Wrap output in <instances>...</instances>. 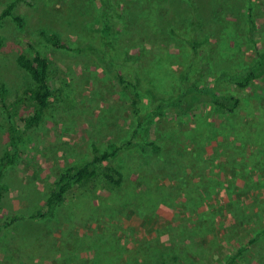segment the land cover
I'll use <instances>...</instances> for the list:
<instances>
[{
    "label": "rangeland",
    "instance_id": "374dc122",
    "mask_svg": "<svg viewBox=\"0 0 264 264\" xmlns=\"http://www.w3.org/2000/svg\"><path fill=\"white\" fill-rule=\"evenodd\" d=\"M108 1L120 13L121 21L113 22L103 40L99 38V30L104 28L100 0H0V15L13 2L12 14L24 21L22 28L10 19L0 23V92L5 91L3 101L0 97V159L13 152L8 145L5 111L15 113L18 124L20 117L33 110L24 94L29 77L17 66L16 57L36 52L43 55L50 64L54 92L43 121L24 137L14 164L3 173L0 220H15L1 229L0 264H225L241 249L238 264H264V76L247 89L232 83L220 87L242 101L235 114L218 117L200 106L174 120L166 101L171 100V90L186 88L182 72L170 73L161 65L166 81L160 84L151 70L159 63L153 61L161 49L182 62L183 68L188 66L187 61L183 64L182 38L191 36L185 21L197 0L166 2L160 7L162 16L155 28L148 26L143 13V7L153 6L151 0H126L130 2L127 15L120 10L124 0ZM248 5L255 18L258 44L264 49V0H233L229 8L239 15L234 31L240 50L233 60L217 65L212 75L203 69L206 79L201 83L215 84L217 71L241 69L256 58L242 16ZM198 6L205 17V32L219 40L222 23L208 18L212 9L208 5ZM165 7L172 12L166 15ZM229 8L227 18L233 19ZM42 32L56 34L59 43L71 50L47 44L40 38ZM99 40L109 42L102 54L96 49L103 46ZM239 57L244 63L237 67ZM195 67L190 69V79L197 74L199 66ZM117 74L129 81L138 79L143 112H152V98L161 96L164 108L148 137L162 148L151 152L135 145L124 147L109 165L126 172L129 165L143 164L156 172L158 184L175 190L185 185L186 172L191 185L199 186L196 199H206L204 204L135 214L130 202L112 205L109 210L95 194L80 196L76 188L68 194L73 201L66 197L53 218L31 219L44 207L59 176L90 155L91 145L104 150L131 139L136 118ZM197 127L200 129L195 131ZM179 133L184 144L176 141ZM194 140H203L209 168L203 170V177L197 172L191 178L189 169L175 166L186 165L179 158L190 152L184 146ZM232 151L235 159L226 154ZM218 184L221 186L216 188Z\"/></svg>",
    "mask_w": 264,
    "mask_h": 264
},
{
    "label": "trees",
    "instance_id": "16d2710c",
    "mask_svg": "<svg viewBox=\"0 0 264 264\" xmlns=\"http://www.w3.org/2000/svg\"><path fill=\"white\" fill-rule=\"evenodd\" d=\"M218 1L219 0H197L194 4L193 12L188 15L189 20L185 21V24L187 25L186 28L191 30V36L188 39H183L181 37L184 43L183 64L186 61L189 62L187 67L183 68L182 62L174 61V59L170 57L171 54L168 52L166 53V49H161L154 56L155 60L153 63L159 62L157 65L152 67L151 70L156 82L161 84L166 81L163 77L161 65L165 66L170 73L181 70L184 77L183 83L186 84V88H177L179 90L176 89V91L171 90V100L166 101V107L170 108L173 115H175L174 120H181L180 118L188 116L190 111H192L195 107L200 108V106L204 107V112L209 109L210 112L218 117L223 114H235L238 105H240L242 101L239 98L231 97L222 91L220 87L231 85L232 83L240 89H247L253 82L264 76V49H262L258 44L260 39L255 35V18L252 13L251 6L248 5L247 11L242 16L245 20L247 35L250 39L251 48L255 51L256 58L252 63L244 65L241 69L230 72L217 71V74L213 79L216 82L215 84L208 85L201 83V80L203 81L206 79L205 76L202 75L205 74L203 69L211 71L210 75H212L213 69L217 70L219 68L217 65L233 60L235 58L236 50L239 49V42L235 39L237 36L234 30H236L235 24L240 19L239 15L229 8L233 0L223 1L228 7L223 2L218 5ZM100 2V18L104 28L99 30V38L106 40L112 29L113 22L115 20L120 22L121 17L120 13L111 7L108 0H100ZM151 2L153 3V6L151 8L143 7V13L148 18V26L155 28L157 20H159V16H162L160 7L166 2L170 3L171 0H151ZM122 4L123 6H120V10L127 15L130 2L124 0ZM14 5L15 4L12 2L10 5L5 7L0 15V23L4 19H10L18 26V28H22L24 26L23 19L12 14ZM198 5H200L201 8H205L208 5L212 8L209 12L208 18H211L215 23H222L223 32L220 38L221 40L219 39L215 41L210 34L205 32L203 24L205 17H203ZM215 7H220V9H216ZM227 8H229L231 14H233L235 18H227ZM165 11L166 15H168L172 12V9L165 7ZM126 19L127 16H125V19L121 22L123 27L126 26ZM173 30L174 29L172 28V31L170 32H173ZM40 38L54 48L71 50L69 46L59 43V38L56 34L42 32L40 34ZM211 41L214 42L212 43ZM99 42L103 43V46L99 45L95 48L102 54L105 52L104 50L106 46L108 45L107 47H109V42L104 43L105 41L102 42L100 40ZM2 44L3 39L0 37V46ZM215 45H219V47H216ZM28 47L32 48L31 43H29ZM15 61L17 66L21 68L29 77L30 85L26 87L24 94L30 104H32L33 110L31 115L20 117L18 119V124L14 120V118H16V114L5 111L6 116L4 122L9 137L8 145L10 144L9 148L13 152L11 154H6L0 159V204L2 202L4 192V170L14 164V155L19 154L20 145L22 144L24 137L29 132H32L35 128H37L43 121L45 112L49 106V101L54 95L53 89L50 86V64L43 55L38 52H36L34 56L19 54ZM236 62L238 64L237 67L244 63L241 57H239ZM195 66H199L197 74L195 73L190 79V73L192 71L190 69ZM180 73H178V75ZM116 79L120 85L122 94L124 96H128L132 107V114L136 118V129L133 131L131 139L124 140L120 147L117 145H110L108 149L106 148L104 150H100L98 146L94 144L91 145L90 155L77 165L66 169L59 176L49 197L46 199L44 207L42 210L32 215L30 217L31 219L43 220L46 218H53L55 211L63 205L66 197L69 201H73L71 197H68V194L76 188L80 190V196L95 194V196L107 208H110L112 205V207H114L119 204L130 202V208L135 212V214H154L162 211L173 212L178 207L204 204V200L206 199H196L199 193V186L191 185V183L186 179V172L185 185H183L180 190H175L172 187L170 189L165 185H161L160 183L158 184L156 172L145 169L143 164L129 165L126 172L118 169L117 166L109 165V163L114 160L124 147L127 148L131 145H135L142 148V150L147 149L151 152L156 150L159 151L162 148L158 143L150 140L148 137L152 124H154L155 120L161 116L164 108L162 105L164 104V101L161 96L156 98L157 95H155L152 98L150 105L152 112H143L140 108V90L138 79L129 81L120 74L116 75ZM4 95L5 91L1 90L0 97L2 98V101L4 100ZM21 101L22 100L19 99V102ZM197 118L201 122L204 121L202 116H197ZM198 129L200 128L197 127L195 131ZM215 130L218 131L217 127H215ZM174 133L178 134L176 129L174 130ZM179 134H181V136L176 141L179 144H184L182 133ZM185 136L187 135L185 134ZM245 139V134L242 132V143ZM204 146L203 140H199L198 142L194 140L192 145L184 146V149H187L190 152L183 155L182 159L179 158V161L183 160L186 165L183 166L181 164H176L175 167L189 169L190 172L187 171V173L191 176V178H193L197 172H200V177H203L204 174H206L203 170L209 168L204 154ZM233 153L234 151L226 154L233 157ZM233 158L235 159V157ZM220 186L221 185L218 184L215 187L217 188ZM104 191L106 192L105 196L102 195ZM178 197L184 198V201L179 202ZM111 208L109 210H112ZM14 220V218L9 222L0 220V232L4 225L5 228H7ZM262 233H264V231ZM241 253L242 249L239 251L237 250L236 254L228 257L225 264H238L237 260H240L238 255L240 256ZM100 258L101 257H98L96 260Z\"/></svg>",
    "mask_w": 264,
    "mask_h": 264
}]
</instances>
